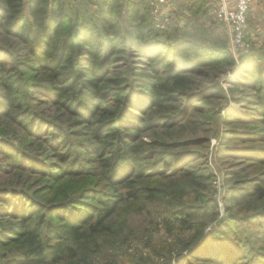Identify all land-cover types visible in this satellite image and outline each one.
<instances>
[{
    "label": "trees",
    "instance_id": "16d2710c",
    "mask_svg": "<svg viewBox=\"0 0 264 264\" xmlns=\"http://www.w3.org/2000/svg\"><path fill=\"white\" fill-rule=\"evenodd\" d=\"M71 3L72 12L66 0H0L1 114L60 162L51 166L14 140L0 138V174L23 169L54 183L103 178L112 191L75 184L64 198L56 199L55 192L43 200L30 188L0 180V217L14 219L0 230V248L16 254L6 262L0 259V264L57 263L79 256L83 244L106 234L122 202L159 198L163 190L148 182L157 176H182L195 186L191 193L200 196L213 176L193 165L196 157L186 151L175 155L172 145L163 142L150 149L142 146L146 134L177 126L193 109L212 113L197 105V98L223 93L218 85L199 86L196 78L231 68L234 84L253 92L248 100L264 118L261 48L234 69L237 63L226 44L157 26L151 0ZM122 11L129 15V30L119 17ZM192 84L197 88L190 89ZM38 104L70 115L73 128L80 127L76 136L90 141L70 143L66 127L37 111ZM256 135L264 140V132ZM252 189L256 193L261 187ZM260 195L264 198V191ZM184 224L195 228L187 220ZM231 229L217 226L207 242L218 240V247L199 248L200 259L211 264H264V251L236 230L238 237L232 238Z\"/></svg>",
    "mask_w": 264,
    "mask_h": 264
},
{
    "label": "rangeland",
    "instance_id": "374dc122",
    "mask_svg": "<svg viewBox=\"0 0 264 264\" xmlns=\"http://www.w3.org/2000/svg\"><path fill=\"white\" fill-rule=\"evenodd\" d=\"M66 5L72 12L71 0H66ZM258 11L259 8L257 13ZM119 17L125 30H129L126 23L129 15L122 11L119 12ZM261 18L264 19V14ZM211 22L210 30H205L198 24L193 26L190 34L185 30L183 35L199 39L209 36L213 42L226 44L237 63L234 69L241 59L249 58L258 47L264 51V30L258 32L262 39L261 46L253 44L243 51L233 47L231 32L226 24L213 19ZM255 30L256 27H251L252 34H256ZM231 71V68H227L214 71L207 78H196L199 86L218 85L223 93L221 97L202 100L197 98L196 104L211 109L210 115L196 108L190 112L188 120L174 127L154 130L143 137L144 149L154 147L157 142L167 143L172 145L171 151L175 155L186 151L185 154L191 158L196 157L193 164L196 168L210 170L213 181L206 184L201 195L191 193L195 186L188 184L182 176H157L156 180L148 182L163 190L159 198L122 202L118 212L112 217L106 234L83 244L79 256L47 264H211L200 259V253L197 255L196 251L204 246L218 247V240L207 242L211 232L220 225L229 230L231 224L234 226L230 231L232 238L238 237L236 230L242 235L240 238H248L253 245L264 251V198L260 195L264 191V140L256 138L259 136L256 134L264 132V118L257 115L251 100H248L253 92L235 85ZM189 88L193 90L197 86L192 84ZM37 97L42 98L41 95ZM237 98L242 102L239 103ZM3 101L0 94V104ZM34 107L54 123L63 124L69 131V137L66 138L70 143L90 141L89 137L76 136L80 127L73 128L70 115L49 105L38 104ZM56 115L58 118H55ZM0 138L14 140L22 145L24 151L42 156L51 166L60 163L40 143L25 134L15 121L2 115L1 111ZM82 155L87 157L88 152H83ZM150 161L154 163L155 160ZM0 180L13 186L30 188L31 193H36L43 200L53 197L55 192L59 195L56 199L64 198L69 187L75 184H92L101 191H112L103 178L96 181L90 178L68 179L54 183L23 169H14L8 175L0 174ZM24 180L27 184L21 183ZM255 185L261 187L256 193L252 189ZM180 210L189 211L191 215L179 214ZM185 220L195 225L194 230L186 228ZM13 221L10 217H0V230ZM201 229L204 230L202 234ZM14 256L16 254L11 249L0 248V259L4 262ZM243 263L244 260L237 262Z\"/></svg>",
    "mask_w": 264,
    "mask_h": 264
},
{
    "label": "built area",
    "instance_id": "2783aa9c",
    "mask_svg": "<svg viewBox=\"0 0 264 264\" xmlns=\"http://www.w3.org/2000/svg\"><path fill=\"white\" fill-rule=\"evenodd\" d=\"M255 0H235L230 6L228 0H209V10L213 17L226 24L231 32V42L235 49L246 50L254 44L249 22V13ZM166 0L151 1L152 16L159 27L171 26L173 15L170 10L164 9Z\"/></svg>",
    "mask_w": 264,
    "mask_h": 264
},
{
    "label": "crops",
    "instance_id": "0c3cea01",
    "mask_svg": "<svg viewBox=\"0 0 264 264\" xmlns=\"http://www.w3.org/2000/svg\"><path fill=\"white\" fill-rule=\"evenodd\" d=\"M228 3L230 6H234L235 0H228ZM253 3L249 18L251 27H256V34H252V39L255 45L261 46L262 39L258 32L264 30V19L261 18V15L264 14V0H255ZM163 8L170 10L173 15L171 26L181 32L188 30V34H190L189 32H191L193 26L198 24L205 30H210L211 20L217 21L210 13L209 0H166Z\"/></svg>",
    "mask_w": 264,
    "mask_h": 264
}]
</instances>
